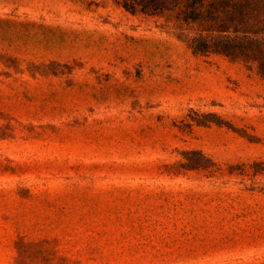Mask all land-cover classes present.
Segmentation results:
<instances>
[{"label":"rangeland","instance_id":"1","mask_svg":"<svg viewBox=\"0 0 264 264\" xmlns=\"http://www.w3.org/2000/svg\"><path fill=\"white\" fill-rule=\"evenodd\" d=\"M115 0H0V264H224L264 209V83Z\"/></svg>","mask_w":264,"mask_h":264},{"label":"trees","instance_id":"2","mask_svg":"<svg viewBox=\"0 0 264 264\" xmlns=\"http://www.w3.org/2000/svg\"><path fill=\"white\" fill-rule=\"evenodd\" d=\"M132 15L163 19L196 56L217 55L264 83V0H115Z\"/></svg>","mask_w":264,"mask_h":264},{"label":"crops","instance_id":"3","mask_svg":"<svg viewBox=\"0 0 264 264\" xmlns=\"http://www.w3.org/2000/svg\"><path fill=\"white\" fill-rule=\"evenodd\" d=\"M257 213L264 215V209ZM249 224L256 228V241L242 244L244 252L230 258L224 264H264V216L253 217Z\"/></svg>","mask_w":264,"mask_h":264}]
</instances>
